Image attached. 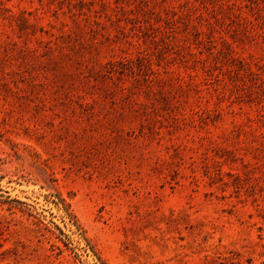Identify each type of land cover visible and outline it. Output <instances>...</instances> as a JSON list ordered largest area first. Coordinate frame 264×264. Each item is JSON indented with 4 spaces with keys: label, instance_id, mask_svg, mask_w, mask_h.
I'll return each mask as SVG.
<instances>
[{
    "label": "rangeland",
    "instance_id": "rangeland-1",
    "mask_svg": "<svg viewBox=\"0 0 264 264\" xmlns=\"http://www.w3.org/2000/svg\"><path fill=\"white\" fill-rule=\"evenodd\" d=\"M0 264H264V0H0Z\"/></svg>",
    "mask_w": 264,
    "mask_h": 264
}]
</instances>
